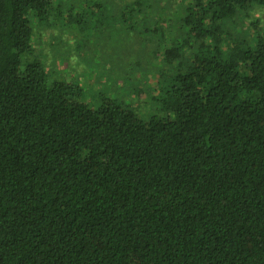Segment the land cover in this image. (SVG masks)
<instances>
[{
    "label": "trees",
    "instance_id": "trees-1",
    "mask_svg": "<svg viewBox=\"0 0 264 264\" xmlns=\"http://www.w3.org/2000/svg\"><path fill=\"white\" fill-rule=\"evenodd\" d=\"M77 1L0 0V264H264V0H125L145 111L42 65Z\"/></svg>",
    "mask_w": 264,
    "mask_h": 264
},
{
    "label": "rangeland",
    "instance_id": "rangeland-1",
    "mask_svg": "<svg viewBox=\"0 0 264 264\" xmlns=\"http://www.w3.org/2000/svg\"><path fill=\"white\" fill-rule=\"evenodd\" d=\"M172 1L168 0L169 8L175 7ZM126 5L125 0H78L71 10L74 20L63 12L65 17L53 27L39 29L35 48L50 74L85 88L87 101L128 98L145 111L144 101L156 83L160 31L152 30L155 18L131 25L122 21L116 15ZM250 15L264 28L263 7H254ZM139 109L137 113L143 117Z\"/></svg>",
    "mask_w": 264,
    "mask_h": 264
}]
</instances>
